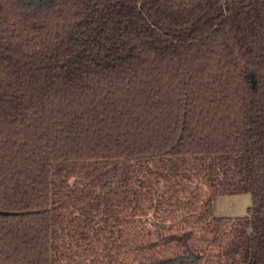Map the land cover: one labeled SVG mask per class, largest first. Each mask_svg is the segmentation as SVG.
Wrapping results in <instances>:
<instances>
[{"label":"trees","instance_id":"obj_1","mask_svg":"<svg viewBox=\"0 0 264 264\" xmlns=\"http://www.w3.org/2000/svg\"><path fill=\"white\" fill-rule=\"evenodd\" d=\"M0 211V264H264V0H0Z\"/></svg>","mask_w":264,"mask_h":264},{"label":"crops","instance_id":"obj_2","mask_svg":"<svg viewBox=\"0 0 264 264\" xmlns=\"http://www.w3.org/2000/svg\"><path fill=\"white\" fill-rule=\"evenodd\" d=\"M251 205L249 193L218 195L212 199V213L217 217H243Z\"/></svg>","mask_w":264,"mask_h":264},{"label":"rangeland","instance_id":"obj_3","mask_svg":"<svg viewBox=\"0 0 264 264\" xmlns=\"http://www.w3.org/2000/svg\"><path fill=\"white\" fill-rule=\"evenodd\" d=\"M32 1H39V0H32ZM250 77H251V79H254V76H253V74H250Z\"/></svg>","mask_w":264,"mask_h":264},{"label":"water","instance_id":"obj_4","mask_svg":"<svg viewBox=\"0 0 264 264\" xmlns=\"http://www.w3.org/2000/svg\"><path fill=\"white\" fill-rule=\"evenodd\" d=\"M5 212H3V211H0V214H4Z\"/></svg>","mask_w":264,"mask_h":264}]
</instances>
